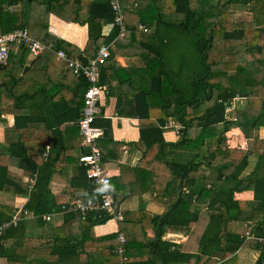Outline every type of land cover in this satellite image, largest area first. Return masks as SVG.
<instances>
[{
  "label": "trees",
  "instance_id": "16d2710c",
  "mask_svg": "<svg viewBox=\"0 0 264 264\" xmlns=\"http://www.w3.org/2000/svg\"><path fill=\"white\" fill-rule=\"evenodd\" d=\"M250 1L120 0L127 30L125 37L118 39L110 0H0V35L28 28L33 38L66 51L70 58L84 54L80 58L84 62L116 38L115 57L124 46H140L138 56L145 68L119 67L115 57H110L102 65L100 78L117 99L116 116L139 121L140 140L134 146L142 155L134 167L121 164L123 142L113 138L111 120L99 117L95 123L104 130L98 144L105 162H116L121 170L112 180V192L114 208L122 216L119 233L126 238L124 264L133 263L131 254L140 221H152L159 232L156 240L148 243L151 256L141 264H237L236 251L252 243L260 244L256 245L261 250L256 264H264V238L248 240L249 226L245 225L264 213V174H260L264 141L258 139L255 150L248 152L228 148L226 140L233 125L244 133L264 128V25L236 21L233 8ZM51 15L88 26L84 53L75 52L71 44L49 34ZM107 24L114 28L106 37L103 27ZM141 25L150 31L145 32ZM15 48L20 52L18 61ZM29 56L28 48L14 46L7 65H0V119L14 116L17 137L9 145L0 143L6 150L5 155L0 154V193L28 197L25 211L33 213L42 227L51 221L43 216L65 212L62 225L55 227L50 237L48 258L36 256L37 261L118 264L120 256L115 250L119 233L104 237L94 234L95 226L114 217L105 211L82 216L78 211L64 210L75 190H81L85 200L97 195L94 181L79 165L84 148L78 120L89 83L62 60L61 67L66 66L78 78L75 85L51 78L47 69H51L56 55L49 51L35 58L23 74ZM243 98L247 100L244 108L235 106L228 112L232 101L237 104ZM41 106L47 111L40 113ZM169 119L181 125L177 143L165 139L166 132L175 130L166 127ZM253 154L259 157L258 165L251 175L242 177ZM12 169L22 171L29 178L28 184L18 182L11 175ZM52 182L64 186L61 193H53ZM248 190L255 194L251 204L234 200L235 192ZM145 195L164 206L162 215L154 216L145 208L120 212L123 203ZM198 198H208V206H196ZM14 212L0 205V226L10 222ZM183 221H190L185 226L206 221L196 256L171 243L158 246L167 226L184 227ZM20 222L9 225L0 236V258L9 264H23L20 249L25 223ZM258 227L257 237H264V218ZM217 253H221L223 263L215 258Z\"/></svg>",
  "mask_w": 264,
  "mask_h": 264
},
{
  "label": "crops",
  "instance_id": "0c3cea01",
  "mask_svg": "<svg viewBox=\"0 0 264 264\" xmlns=\"http://www.w3.org/2000/svg\"><path fill=\"white\" fill-rule=\"evenodd\" d=\"M233 8L236 10L235 20L236 21H253L258 26L264 25V0H251L248 4H235ZM81 15L84 16L85 12L82 11ZM112 24H107L103 27V35L109 36L113 30ZM49 34L52 37L57 39H61L63 42L71 44L72 49L75 47V52L84 53V50L88 44V26H81L76 23H67L55 15L50 16L49 21ZM116 38L111 43V58L115 57L113 55L116 41ZM64 43V44H65ZM140 46L132 45L128 49V45L124 46L123 49H120V54L115 57L117 66L124 68H134V69H143L146 67V64L138 56V51ZM14 54L17 56V61L20 59V52L18 48L14 49ZM50 52V51H49ZM66 52V51H65ZM67 53V52H66ZM98 53V52H97ZM136 53V54H133ZM82 57H85L82 54ZM82 57H76L72 59H78ZM255 57H259V55H255ZM56 58V59H55ZM51 60V69H47L48 75L53 79H58L61 84H71L75 85V81L78 79L76 76L74 77L72 73L64 66L61 67L60 61L55 57ZM35 60L29 56L26 67L23 71V74L29 71V67L31 63ZM41 69H45V67H41ZM109 91V90H108ZM117 99L115 96L111 95L110 92H107L103 97V100L100 103L102 110V117L104 119L111 120L112 125V135L115 141L123 142L122 149L124 151L123 158L121 161L122 165H126L128 167H134L141 158L142 153L134 146V143L140 140V130H139V121L138 119L133 118H120L115 114ZM247 100L240 99L237 101L236 108H244L246 106ZM40 113L46 112L47 109L41 106ZM38 109V111H39ZM14 116L13 115H3L0 119V143L3 145H9L12 142L17 140L16 135L14 134ZM227 147L230 149H242L248 152H253L256 147V141L259 139L264 141V128L248 130L246 133L242 131V129L233 125L229 128V131L226 133ZM165 139L168 143H177L180 140V134L176 132V130L169 131L165 133ZM79 142V141H78ZM78 152V150H77ZM0 154H6L5 148L0 147ZM186 161L185 158H183ZM202 161V158L198 160ZM259 162V157L256 155L249 156L248 167L244 171L242 177H247L251 175ZM107 168L110 169L113 173V179L119 177L121 175V170L118 167L116 162L110 161L107 162ZM261 175L264 174V167L260 172ZM11 175L16 177L17 181L22 185H27L29 178L25 177L22 171H17L15 169L11 170ZM112 179V180H113ZM51 189L54 194H59L64 189V186L60 183L52 182ZM75 195L69 199V203L78 198H83V192L81 190H75ZM187 193V192H186ZM255 194L253 191H238L234 194V200L244 203L251 204L254 201ZM28 197L13 195L7 193H0V205L11 207L14 211L17 209L25 210V206L28 202ZM209 199L208 198H198L195 201V205L199 207L208 206ZM146 209V211L150 212L152 215H162L165 211V208L162 204L154 203L149 195H145L143 197L135 196L128 203H123L120 206V212L128 211H140V209ZM31 213V212H29ZM64 211L52 214L51 221L47 226H39L35 221V217L28 215L27 219H23L25 226L23 234V246L20 249V253L23 256V264H42L41 262L35 259L36 256H42L43 258H48L49 251H47L49 247L50 237L52 236L53 229L55 227H60L63 223V215ZM33 214V213H32ZM264 218V213L260 215V218L257 221L249 222L245 225L249 226V234L251 241L259 240L263 241L264 237H257L259 232L258 223L259 220ZM112 221L110 224H103L94 227V234L96 237H104L110 234L119 233L120 220ZM22 222V221H21ZM20 222V223H21ZM180 222V221H178ZM190 221H183L184 227H173L167 226L168 229L161 236V244L158 246L163 247L164 243H171L178 247H182V252L185 253H196L195 256L199 253V242L202 239L204 231L206 230V221H198V223H194L190 226H185L186 223ZM115 223V224H114ZM237 227V223L232 225V228L235 229ZM261 227V226H260ZM263 227V226H262ZM161 232V229H160ZM124 234V233H123ZM159 234L156 227L153 225L152 221H140V223L136 226L135 232V249L132 252V264H141L147 261L148 257L151 256V251L148 248V243L150 241H155L157 235ZM262 234V232H260ZM125 235V234H124ZM248 239V238H247ZM248 239V240H249ZM250 243V242H249ZM260 244L252 243L251 246L242 247L236 251L234 256L237 259V264H256L261 256V250L257 249V246ZM174 250V248H172ZM156 257H157V252ZM92 256V255H91ZM94 257L99 255H95ZM155 257V258H156ZM215 258L219 260L218 263H223L224 260L221 259V253L215 254ZM157 261V258H156ZM93 263V261H92ZM158 263V262H157ZM0 264H9L5 258H0ZM66 264H78L76 261H71ZM88 264L89 261H88ZM98 264V263H93ZM160 264V262L158 263ZM169 264H176L174 262ZM177 264H185V263H177Z\"/></svg>",
  "mask_w": 264,
  "mask_h": 264
},
{
  "label": "built area",
  "instance_id": "2783aa9c",
  "mask_svg": "<svg viewBox=\"0 0 264 264\" xmlns=\"http://www.w3.org/2000/svg\"><path fill=\"white\" fill-rule=\"evenodd\" d=\"M110 5L114 12V24L119 28L118 39L125 37L126 25L124 23V12L120 4V0H110ZM145 32L150 30L145 26H140ZM14 46H25L29 50L32 58H38L47 51L54 53L58 60L67 63L68 67L77 76H83L89 83V87L84 93V105L82 115L78 120L79 134L83 139V148L88 146L90 152L85 151L79 156V165L86 170L87 177L94 181L96 185V197L91 199H75L69 206L64 208L67 212L78 211L82 216H87L92 212L105 211L108 215L116 220H122V216L117 214L114 203L115 195L112 192L113 173L107 168L98 141L103 138L104 130L95 123L99 117H102L100 103L108 92V86L100 83L102 65L111 57V44H105L100 47L96 57L89 58L86 62L82 59L70 58L64 50H57L53 44L45 45L30 35L28 28L16 29L7 34L0 35V65H7L10 53ZM236 101H232V106L228 112H232L236 106ZM233 121L236 118H231ZM168 128H175L179 133L181 125L175 119H169L166 124ZM30 187V186H28ZM28 215L35 217L23 209H17L14 212L10 222L0 226V236L9 225L17 226L20 221L27 219ZM45 221L51 219V215L43 216ZM247 234V238H250ZM118 246L116 253L120 256L118 264H124L127 260L126 249L124 247L126 238L124 234L119 233Z\"/></svg>",
  "mask_w": 264,
  "mask_h": 264
},
{
  "label": "rangeland",
  "instance_id": "374dc122",
  "mask_svg": "<svg viewBox=\"0 0 264 264\" xmlns=\"http://www.w3.org/2000/svg\"><path fill=\"white\" fill-rule=\"evenodd\" d=\"M80 144H81V146H83V140H82V139L80 140ZM112 221H114V220L111 219V220L108 221L107 223L110 224V223H112ZM107 223H106V224H107ZM114 224H115V223H114Z\"/></svg>",
  "mask_w": 264,
  "mask_h": 264
},
{
  "label": "water",
  "instance_id": "95a60500",
  "mask_svg": "<svg viewBox=\"0 0 264 264\" xmlns=\"http://www.w3.org/2000/svg\"><path fill=\"white\" fill-rule=\"evenodd\" d=\"M84 151H85L86 153H89V152H90V148H89L88 146H86V147L84 148Z\"/></svg>",
  "mask_w": 264,
  "mask_h": 264
}]
</instances>
